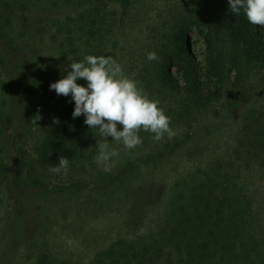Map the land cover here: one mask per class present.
I'll list each match as a JSON object with an SVG mask.
<instances>
[{"label": "trees", "instance_id": "16d2710c", "mask_svg": "<svg viewBox=\"0 0 264 264\" xmlns=\"http://www.w3.org/2000/svg\"><path fill=\"white\" fill-rule=\"evenodd\" d=\"M43 1L0 0V235L23 218L34 222L36 211L83 219L116 206L120 232L87 258L59 253L33 229L31 264H264V198L255 183L264 179V27L247 20L260 55L246 57L207 17L223 0H179L144 25L147 49L122 64L118 42L147 0H59L67 13L49 28L27 16ZM192 27L206 43V85L189 45ZM87 55L121 63L175 132L156 141L141 130L131 150L107 137L119 151L110 172L95 162L104 138L83 115L72 117L71 94L49 87ZM60 156L67 174L50 171Z\"/></svg>", "mask_w": 264, "mask_h": 264}, {"label": "rangeland", "instance_id": "374dc122", "mask_svg": "<svg viewBox=\"0 0 264 264\" xmlns=\"http://www.w3.org/2000/svg\"><path fill=\"white\" fill-rule=\"evenodd\" d=\"M178 1L179 0H147L145 3L140 2L138 10H136L135 13V15L138 16L133 18L118 42L116 52V56H118L117 60H120L122 64L130 63V61L135 59V57H133L135 53L138 55L141 51H145L148 46L146 37L148 33L144 25L163 18L168 9ZM191 7H193V9L197 7L196 11L200 10V7L196 4L191 5ZM144 10H146V14L144 13L139 16V13ZM29 11L31 12L27 16L30 21L36 22L37 19H39L42 23H36V26L44 27L46 25L47 28L52 25L50 23V18H52V20H59L62 23L67 13V10L60 5L59 0H45L42 3L37 2ZM144 15H146L145 19L142 18ZM207 17L215 26V32L220 33L221 36L229 42L237 43L236 45L242 52H245L246 57H258L260 55L257 42L249 36L247 18L243 10L239 15H233L229 9V0H223L216 9V12ZM53 27L55 28L54 25ZM38 36L39 35L36 34L35 42L37 44L39 43L37 40ZM46 44L51 46L49 41ZM189 45L200 68V78L206 85L208 83L205 58L206 43L202 33L196 27L189 29ZM54 50L55 49H51L50 54H53ZM55 63L62 65V69H65L64 63ZM172 70L178 75L181 81L182 75L177 72L174 65ZM123 74L128 76L124 68ZM234 75V69H231L229 72L230 81L233 80ZM227 86L231 88L230 83H227ZM229 98V96L225 98L226 104ZM251 98L252 97H247L250 101L253 99ZM242 106L244 105L240 107ZM226 121V124L232 123L230 119ZM16 126L17 125H15V127ZM18 127L19 125L16 129H18ZM255 183L256 189L264 198V179H255ZM116 208V206H113L112 210L110 209V211L98 216L92 215L83 219L72 217L63 220L57 218L55 215L48 214V212L39 213L33 208L32 210L36 211V220L34 222L30 221L31 216L23 218L8 234L7 232L4 233L3 237L0 235V264H31L34 253L29 250L27 243L30 241L32 236L31 231L33 229H40L42 232L39 242L47 241L48 244H50L49 246L59 253L74 258H87L93 255V252L99 246L108 242L120 232L122 215Z\"/></svg>", "mask_w": 264, "mask_h": 264}, {"label": "clouds", "instance_id": "9594fccd", "mask_svg": "<svg viewBox=\"0 0 264 264\" xmlns=\"http://www.w3.org/2000/svg\"><path fill=\"white\" fill-rule=\"evenodd\" d=\"M229 9L233 15L243 10L247 20L254 26L264 27V0H229ZM149 61H159L155 52L147 54ZM70 70L58 81L50 84L57 95L71 94L74 101L72 117H85L84 123L99 132L105 142L99 143L95 162L105 172L111 171L109 161L118 156L117 149H110L107 137L122 142L128 150L142 143L141 130L154 133V140L161 141L165 134L169 138L175 135L170 128V117L159 107V101L150 99L138 86L139 82L123 74V67L111 56L87 55L83 61L73 62ZM78 79L87 82V86L77 83ZM36 115V120L40 119ZM35 120V121H36ZM57 122V121H54ZM122 129L118 130L117 125ZM69 161L60 156L58 164L50 171L67 174Z\"/></svg>", "mask_w": 264, "mask_h": 264}]
</instances>
